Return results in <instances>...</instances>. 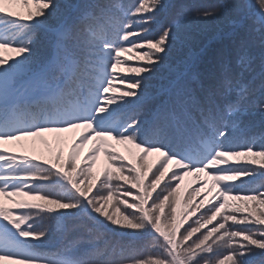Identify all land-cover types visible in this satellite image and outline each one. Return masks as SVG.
<instances>
[{"label":"snow or ice","instance_id":"snow-or-ice-1","mask_svg":"<svg viewBox=\"0 0 264 264\" xmlns=\"http://www.w3.org/2000/svg\"><path fill=\"white\" fill-rule=\"evenodd\" d=\"M12 2L0 0V49L19 57L0 58V196L28 211L0 205V264H264V145L247 141L244 125L250 107L264 117V0L179 6L155 35L154 16L141 14L168 11L166 0L127 9L83 0L48 26L43 58L31 33L60 5L32 0L39 7L24 17L9 10ZM208 21L217 23L218 46L193 52L190 24ZM125 53L143 60L128 67L132 78L116 75ZM164 72L154 107L142 112L148 82ZM75 130L66 159L62 150L38 160L3 147ZM112 141L130 146L135 163ZM101 153L108 166L97 176ZM257 157L259 168L251 167ZM189 176L197 186L182 197ZM48 224L68 234L63 250L48 246ZM109 237L147 254L118 253Z\"/></svg>","mask_w":264,"mask_h":264},{"label":"trees","instance_id":"trees-1","mask_svg":"<svg viewBox=\"0 0 264 264\" xmlns=\"http://www.w3.org/2000/svg\"><path fill=\"white\" fill-rule=\"evenodd\" d=\"M81 2H83V0H56V3L60 5V15L57 17L49 18L48 25H45L43 27L54 25L61 18H63L68 13V10L65 8V5L78 4ZM118 2L121 3L126 9L131 8L135 5V0H118ZM149 3H150V0H149ZM166 3L171 5L168 11L161 12L158 15L154 13L141 14V15L154 16L155 22L152 23L151 25L152 32L154 35L160 31L163 25L171 21L174 11L177 7L186 6L190 10L195 9V8L203 9L205 7H210V6H213L219 3V0H166ZM28 4H32V6H29L26 10H24L26 12L25 15L21 14V12H18V11H15V14L17 16H24V17H27L29 12H32L34 14L37 7H39V5L33 3L32 0H28ZM216 33H217V23L214 21H208L206 23L192 22L190 24V28L188 31V35L191 41L192 51L199 53L201 49L212 50L216 48L219 43L218 40L216 39ZM31 38L36 40L35 47L37 49L39 57L43 58L50 54L51 41L53 39L51 33L47 32L44 28H40V29L35 30L33 33H31ZM19 39L26 40L27 37L21 36L19 37ZM177 56H178V51L174 50L173 53L169 57L168 64L174 63L177 59ZM121 59L125 61L126 63L122 64L119 70H116V75L127 76L129 78H132L134 76V73H129L127 70L128 67L135 65L137 63L143 62L142 58L138 57L136 53H131V54L125 53L121 56ZM167 75L168 74L166 72L157 74L148 82L147 84L148 99H146L145 104L143 105L141 109L142 112H147L149 109L154 107L156 99L159 96V89L162 87L163 84L166 83ZM114 85L117 87L118 90L124 87V85H122L118 80L114 81ZM111 94L119 95V91H117L116 93H111ZM255 99L256 100L261 99V94L258 89L255 93ZM249 113L250 114L244 118V125L246 126L248 133H249V135L247 136V141H250L251 143H254L257 147H259L261 145H264V130H262V121H264V117L260 115L259 110L255 107H250ZM116 152H118L121 155H124L126 157V162L132 161V163H135V161L132 160L131 156L128 154L127 150H126L127 154H124L120 151H116ZM128 156L129 158H127ZM104 159L106 161V167H107L108 166L107 160L105 157ZM243 159L244 158H240L241 161H243ZM249 159H251V157ZM256 160H257V163L254 165H251V167L259 168L260 158L257 157ZM148 162L150 164L154 163L151 157H149ZM236 163L237 161L233 164H236ZM80 164L83 165V161H80ZM103 170H100L94 167V173L97 176H100ZM195 186L197 185L192 184L189 186H185L184 181H183L181 184L182 197L185 196L187 192L192 187H195ZM126 199H130V198H126ZM38 202L39 201H36L35 203H38ZM205 204H207L206 201H205ZM121 208H123V205H121ZM109 210L110 211L112 210L111 206ZM47 226L50 229H53V235L48 241V246L52 247L53 249L63 250L69 240L68 234L61 232V228L59 224L55 228H53L51 224H48ZM108 239L110 243H112L113 246L117 248L118 253L121 250V246H123V252L125 255L132 254L133 252H139L140 254H143V255L147 254V249L142 246H137L133 248V247L128 246L129 242L126 240L119 241V238L113 239L111 237H109Z\"/></svg>","mask_w":264,"mask_h":264},{"label":"rangeland","instance_id":"rangeland-1","mask_svg":"<svg viewBox=\"0 0 264 264\" xmlns=\"http://www.w3.org/2000/svg\"><path fill=\"white\" fill-rule=\"evenodd\" d=\"M32 4L25 5L23 0H13V2L8 5L9 10L15 13V11L21 12V14L25 15L26 10ZM123 55V54H122ZM0 57L4 60L11 62L13 58H19L18 54L13 52L11 49H0ZM120 69V66L117 70ZM82 130H75L67 133H52L45 134L42 137L30 138L28 140L17 141L10 144H5L3 147L8 150L9 153L19 156H35L38 160H47L51 159L55 152L63 151L64 157L66 159L68 151L71 147V144L75 138H77ZM42 141H46L42 142ZM114 145L115 151H120L124 154H127L126 149L130 146L125 145H116L114 141L110 142ZM92 145L89 144L85 147L80 156V161H84L85 156L89 153ZM126 148V149H125ZM129 154V153H128ZM129 158V156L127 157ZM151 159L156 162L157 156H151ZM237 160L232 159L230 163H235ZM106 167V161L104 159V155L101 153L100 158L97 160L95 168L103 170ZM201 179H206L203 174H199ZM192 184L197 185V181L194 177H186L184 180V185L189 186ZM206 190V189H205ZM12 200L18 201H27L30 203H35L36 201H30L27 197H12ZM0 205H3L5 208H11L14 211H27V209H15L14 205L11 201L4 196H0Z\"/></svg>","mask_w":264,"mask_h":264}]
</instances>
